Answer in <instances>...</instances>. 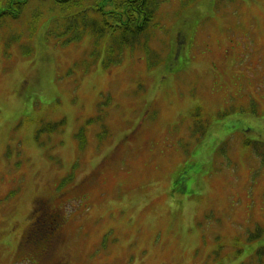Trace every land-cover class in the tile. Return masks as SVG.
I'll return each instance as SVG.
<instances>
[{"label": "rangeland", "instance_id": "rangeland-1", "mask_svg": "<svg viewBox=\"0 0 264 264\" xmlns=\"http://www.w3.org/2000/svg\"><path fill=\"white\" fill-rule=\"evenodd\" d=\"M159 21L155 53L109 67L46 25L1 33L0 264H264V0H169Z\"/></svg>", "mask_w": 264, "mask_h": 264}, {"label": "trees", "instance_id": "trees-1", "mask_svg": "<svg viewBox=\"0 0 264 264\" xmlns=\"http://www.w3.org/2000/svg\"><path fill=\"white\" fill-rule=\"evenodd\" d=\"M166 1L0 0V35L10 33L9 42L23 44V36L32 40L46 25L43 32L45 40L50 38L62 45L71 40L79 42L88 36L93 44V59L101 58L103 65L109 67L120 63L126 52L149 49L148 45L160 27L162 3ZM22 26L26 29H12ZM26 43L31 45V42ZM28 46L22 45L26 55L31 53ZM61 220L59 213L47 210L45 216L30 228L31 232L26 237L29 245L25 241L26 249L35 248L36 255L44 259L46 255L43 252L51 250L47 240L49 242L56 236Z\"/></svg>", "mask_w": 264, "mask_h": 264}]
</instances>
